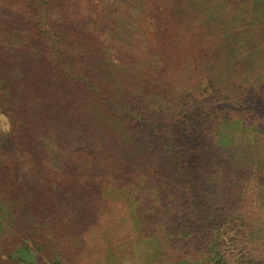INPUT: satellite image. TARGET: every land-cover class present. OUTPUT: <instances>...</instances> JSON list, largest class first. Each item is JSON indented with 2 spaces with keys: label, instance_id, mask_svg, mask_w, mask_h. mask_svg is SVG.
Returning <instances> with one entry per match:
<instances>
[{
  "label": "trees",
  "instance_id": "trees-1",
  "mask_svg": "<svg viewBox=\"0 0 264 264\" xmlns=\"http://www.w3.org/2000/svg\"><path fill=\"white\" fill-rule=\"evenodd\" d=\"M0 112V264H264V0H0Z\"/></svg>",
  "mask_w": 264,
  "mask_h": 264
},
{
  "label": "rangeland",
  "instance_id": "rangeland-1",
  "mask_svg": "<svg viewBox=\"0 0 264 264\" xmlns=\"http://www.w3.org/2000/svg\"><path fill=\"white\" fill-rule=\"evenodd\" d=\"M206 10L209 11L212 7L210 5H206ZM204 15V12L200 14V18L198 21H200V26H201V30H206L203 29V27H207L209 26V28L207 30L209 31H216V24L212 21L210 15H208V13L206 12V15ZM209 22V23H205L204 19ZM213 22V23H212ZM180 22H177L178 26H179ZM170 61V60H169ZM114 129L116 130H120V127L117 126L116 124L113 126ZM242 129L241 123H229V124H225L224 126V130L226 132V136H229V134L233 135L234 137L237 136L241 137L242 132L240 131ZM126 132V131H125ZM121 133H123V131H121ZM117 134V133H115ZM145 184L150 185V183L148 181L142 180ZM104 189V196L108 199H112L115 201H127L129 202L132 201V199L134 198L133 192H132V187L131 186H126L122 189H110L108 185H106V187H103ZM131 221L134 224V226L136 227V230L139 227V222L137 221L136 215L134 214V212H132L131 214ZM130 223V222H129ZM147 235L146 237H151L148 235H151L153 230L152 228L149 229V231H146ZM255 235V233H254ZM257 238L261 237V232L260 235H256ZM154 239H151L149 241L146 242H142L141 240L139 242H137V244H134L131 247H127L126 251L122 248H120L117 253L116 256L119 257H126V258H130L131 260L133 258L138 260L139 264H145L146 262H149L151 260L150 258V254L151 250L155 247H157V249H162L163 247H165L167 245V237L166 234L164 232L163 228H158L155 231V235L153 237ZM255 239V238H254ZM131 243H134L133 241H131ZM122 250V251H121ZM157 250V252H158ZM153 259H156L153 257ZM190 264H193L191 262H189Z\"/></svg>",
  "mask_w": 264,
  "mask_h": 264
},
{
  "label": "clouds",
  "instance_id": "clouds-1",
  "mask_svg": "<svg viewBox=\"0 0 264 264\" xmlns=\"http://www.w3.org/2000/svg\"><path fill=\"white\" fill-rule=\"evenodd\" d=\"M257 121L264 123V119L257 117ZM14 132V125L11 116L6 112H0V135L9 136ZM17 158L22 163L25 160V155L17 153ZM27 167H22L21 171L26 172Z\"/></svg>",
  "mask_w": 264,
  "mask_h": 264
}]
</instances>
